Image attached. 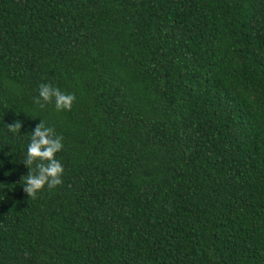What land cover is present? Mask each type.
I'll return each mask as SVG.
<instances>
[{"label": "trees", "instance_id": "16d2710c", "mask_svg": "<svg viewBox=\"0 0 264 264\" xmlns=\"http://www.w3.org/2000/svg\"><path fill=\"white\" fill-rule=\"evenodd\" d=\"M0 264H264V0H0Z\"/></svg>", "mask_w": 264, "mask_h": 264}, {"label": "clouds", "instance_id": "9594fccd", "mask_svg": "<svg viewBox=\"0 0 264 264\" xmlns=\"http://www.w3.org/2000/svg\"><path fill=\"white\" fill-rule=\"evenodd\" d=\"M75 100L74 94L64 93L50 83H42L34 103L43 108L46 104L54 102L57 111H70ZM6 127L9 132L17 134L21 132L22 123L16 120L6 124ZM31 133L26 158L22 162L27 166L28 172L21 179L24 180V192L28 197L36 199L37 193L42 191L45 185L52 189L63 183L61 177L64 167L56 159V154L63 149L64 145L63 137L56 135L54 128L46 126L42 120Z\"/></svg>", "mask_w": 264, "mask_h": 264}]
</instances>
